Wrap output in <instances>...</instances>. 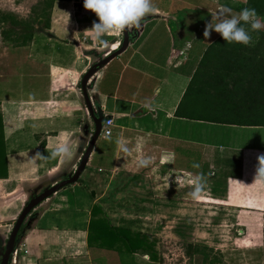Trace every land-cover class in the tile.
Masks as SVG:
<instances>
[{
	"label": "crops",
	"instance_id": "crops-1",
	"mask_svg": "<svg viewBox=\"0 0 264 264\" xmlns=\"http://www.w3.org/2000/svg\"><path fill=\"white\" fill-rule=\"evenodd\" d=\"M246 1L153 0L154 11L138 29L136 39L87 84L92 104L114 122L112 135L98 137L76 184L45 200L26 218L12 256L16 264H158L140 253L122 254L88 245L92 208L100 206L106 213L95 200L97 194L88 192V185L94 178L132 175L133 162L142 157L158 162L162 171L173 162L178 168L183 165L185 172L181 168L180 173L201 174L211 184L209 195L216 199L246 196L252 203L258 202V207L245 206L249 209L237 212L248 214L251 232L245 239L249 249L264 254V182L254 180L258 157L264 156V127L176 117L201 58L220 37L211 30L205 37L207 24L215 23L214 13L220 5L232 8L235 14L237 4ZM69 7L64 0L56 1L50 22L36 26L27 46L3 48L2 247L27 189L54 185L74 174L93 133L81 92L82 77L122 43L123 34L111 32L104 36L107 45L98 44L88 30L97 17L65 20L61 10ZM86 11L81 9V15ZM146 103L153 109L145 107ZM65 140L73 149V158H52L51 151ZM166 152L173 153L174 159L161 164L160 156ZM185 162L200 167H185Z\"/></svg>",
	"mask_w": 264,
	"mask_h": 264
},
{
	"label": "rangeland",
	"instance_id": "rangeland-1",
	"mask_svg": "<svg viewBox=\"0 0 264 264\" xmlns=\"http://www.w3.org/2000/svg\"><path fill=\"white\" fill-rule=\"evenodd\" d=\"M43 1L0 0V14L8 13L18 19H27L32 16L31 11L37 9ZM64 1L65 5L70 3L68 11L61 8L65 20L68 17L76 19L79 16L78 20L81 21L95 17L90 10L81 15V9L85 8H79L77 4H83V0ZM9 28L8 25H0V32ZM9 45L13 47L3 41L0 35V62L3 48ZM133 164L135 172L132 175L127 173V177L109 175L94 178L87 189L91 194H97L95 200L103 204L102 208L106 210L104 214L111 224L127 225L132 221L134 230L147 233L155 240L156 251L161 259L158 264H206L202 254H187L190 245L213 250L214 255L224 264H264V254L256 249H249L245 239L251 232L247 225L248 214L237 212L249 209L245 206L258 207V202L252 203L246 196L216 199L209 195L210 183H205L201 197L193 200L190 196V180L194 175L180 173L181 168L185 172L182 164L178 168L179 164L172 162L166 171H162L158 162H152L145 168H138L137 162ZM188 164L192 166L194 163L185 162V167ZM50 185L52 186L44 183L28 188L27 197L21 202L20 212L32 197L41 193L43 188L51 187ZM245 193L248 194L247 191Z\"/></svg>",
	"mask_w": 264,
	"mask_h": 264
},
{
	"label": "trees",
	"instance_id": "trees-1",
	"mask_svg": "<svg viewBox=\"0 0 264 264\" xmlns=\"http://www.w3.org/2000/svg\"><path fill=\"white\" fill-rule=\"evenodd\" d=\"M56 1L44 0L27 19L0 14V25L10 26L0 32L3 41L13 47L27 46L33 38L35 26L50 22ZM77 6L84 8L83 4ZM246 7L254 8L258 18L264 21V0H247L245 4L236 6L238 11ZM249 31L251 46L229 44L220 36L207 48L177 108V118L211 124L264 127V29ZM2 148L0 117V159ZM132 225L130 221L127 225L114 226L100 206H94L88 228V245L94 244L122 254L140 253L160 263L155 240L147 233L134 230ZM188 247V255L202 254L206 264H224L209 248Z\"/></svg>",
	"mask_w": 264,
	"mask_h": 264
},
{
	"label": "clouds",
	"instance_id": "clouds-1",
	"mask_svg": "<svg viewBox=\"0 0 264 264\" xmlns=\"http://www.w3.org/2000/svg\"><path fill=\"white\" fill-rule=\"evenodd\" d=\"M83 7L93 12L97 17V21L88 30L101 45L108 44V41L104 39L105 34L131 32L134 29H139L145 19L154 11L153 0H83ZM214 20L215 23L207 24L203 35L209 37L211 31H215L229 44L251 46L252 36L249 29H264V21L258 18L254 8L246 7L234 14L232 8L222 4L214 13ZM145 107L149 110L153 109L151 103H146ZM73 155V149L67 140L59 143L51 151V157L59 158L61 161L71 160ZM173 159L174 154L166 152L160 156V163H170ZM151 163L150 157H142L138 160L137 167L145 168ZM192 167L199 168L200 165L194 163ZM254 180L264 182V156L258 157ZM190 184L192 185L190 196L193 200L199 199L205 187L203 176L201 174L194 175Z\"/></svg>",
	"mask_w": 264,
	"mask_h": 264
},
{
	"label": "water",
	"instance_id": "water-1",
	"mask_svg": "<svg viewBox=\"0 0 264 264\" xmlns=\"http://www.w3.org/2000/svg\"><path fill=\"white\" fill-rule=\"evenodd\" d=\"M138 29H134L133 31H125L123 32V39L121 46L113 51L112 53L108 54L105 57L100 58L98 61L93 63L87 72L83 75L81 80V92L84 100V104L86 106L88 115L93 125V133L88 143L87 148L85 149L81 161L76 168L74 174L70 177H67L60 182L55 183L49 188H45L42 190L41 193L32 197L28 203L24 206L22 211L20 212L19 216L17 217L13 228L10 232L8 240L2 247V243L0 241V264H10L12 254L15 249L16 240L18 234L26 220V218L33 212L40 204H42L45 200L52 197L54 194L59 192L60 190L76 184L84 171L86 164L88 162V158L92 152L94 144L99 137L101 127L105 121V117L102 113V110L95 104H92L88 91H87V84L89 80L98 73L101 69H103L109 62L113 59L121 55L125 50L128 48L130 41H133L137 37Z\"/></svg>",
	"mask_w": 264,
	"mask_h": 264
},
{
	"label": "built area",
	"instance_id": "built-area-1",
	"mask_svg": "<svg viewBox=\"0 0 264 264\" xmlns=\"http://www.w3.org/2000/svg\"><path fill=\"white\" fill-rule=\"evenodd\" d=\"M114 122L111 118H105V121L101 127L99 137L101 138H107L112 135V128H113ZM15 251V249H14ZM13 254H15L13 252ZM12 254V256H13ZM10 264H16V260L14 257L11 258Z\"/></svg>",
	"mask_w": 264,
	"mask_h": 264
}]
</instances>
